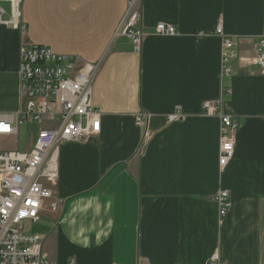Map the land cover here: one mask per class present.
<instances>
[{"label":"crops","instance_id":"crops-1","mask_svg":"<svg viewBox=\"0 0 264 264\" xmlns=\"http://www.w3.org/2000/svg\"><path fill=\"white\" fill-rule=\"evenodd\" d=\"M138 6L141 50L116 37L129 0H23L26 32L0 24V113L27 103L22 46L99 63L91 101L100 131L60 145L53 195L28 228L42 236L53 264H264V74L255 63L264 0ZM161 22L176 32H157ZM226 37L234 44L230 74L223 73ZM207 101L217 102L211 114ZM175 111L183 118L169 122ZM140 112L148 114L141 124ZM223 114L238 123L225 166ZM20 128L0 136V150H19ZM223 190L225 216L216 198Z\"/></svg>","mask_w":264,"mask_h":264},{"label":"built area","instance_id":"built-area-1","mask_svg":"<svg viewBox=\"0 0 264 264\" xmlns=\"http://www.w3.org/2000/svg\"><path fill=\"white\" fill-rule=\"evenodd\" d=\"M139 2L129 0L128 11L116 34V37L131 38L136 50H141L144 38L139 23ZM22 3L23 0H0V24L25 33ZM156 29L162 34L176 32L173 25L164 22L157 24ZM215 32L224 35L221 22ZM233 45L230 38L223 40L224 74L231 73L229 62L235 56ZM20 56V91L27 103L17 112L0 113V136L15 135L26 123L46 124L38 131L30 151L0 150V264H53L44 253L42 236L31 231L27 223L40 221L45 202L53 195L50 184L58 179L60 145L85 140L100 131V115L91 101L99 63L58 54L43 45L22 46ZM255 63L264 74V33L258 38ZM216 103L205 102V112L211 114ZM182 118L183 113L176 111L167 117L169 122ZM146 119V112L136 116L139 124ZM237 128L238 123L229 115L221 116V166L234 156ZM216 198L220 214L225 216L230 207L228 190L221 191ZM52 208L57 209V204L53 203ZM208 264L225 263L211 260Z\"/></svg>","mask_w":264,"mask_h":264},{"label":"rangeland","instance_id":"rangeland-1","mask_svg":"<svg viewBox=\"0 0 264 264\" xmlns=\"http://www.w3.org/2000/svg\"><path fill=\"white\" fill-rule=\"evenodd\" d=\"M26 103V102H25ZM40 124L37 122H31L27 125H21L18 134V145L13 149H19L22 152L29 151L31 148V142L34 140ZM28 226V223H27Z\"/></svg>","mask_w":264,"mask_h":264}]
</instances>
